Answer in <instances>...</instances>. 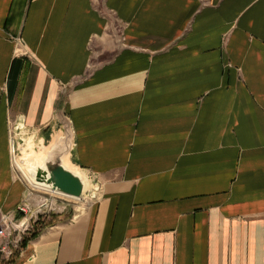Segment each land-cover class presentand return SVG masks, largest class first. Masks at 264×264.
<instances>
[{"label":"crops","instance_id":"0c3cea01","mask_svg":"<svg viewBox=\"0 0 264 264\" xmlns=\"http://www.w3.org/2000/svg\"><path fill=\"white\" fill-rule=\"evenodd\" d=\"M67 126L98 197L2 264H264V0H0V225Z\"/></svg>","mask_w":264,"mask_h":264},{"label":"rangeland","instance_id":"374dc122","mask_svg":"<svg viewBox=\"0 0 264 264\" xmlns=\"http://www.w3.org/2000/svg\"><path fill=\"white\" fill-rule=\"evenodd\" d=\"M59 155L61 154L58 152L57 157ZM17 158V164H20L19 157ZM17 166L18 165L15 164V171L25 182L28 190L27 197L21 206L26 212L18 210L16 216L7 220L8 226L12 232L9 238V243L12 245L19 244L21 248L23 238H29L34 231L48 226L49 224L71 221L76 216L80 215L98 197L99 189L95 185L92 176L83 174L86 178L85 192L80 200H74L34 188ZM19 234L22 239H20L18 243Z\"/></svg>","mask_w":264,"mask_h":264},{"label":"water","instance_id":"95a60500","mask_svg":"<svg viewBox=\"0 0 264 264\" xmlns=\"http://www.w3.org/2000/svg\"><path fill=\"white\" fill-rule=\"evenodd\" d=\"M64 131H65L64 137L62 138V142L60 145L58 144L55 147L43 152L42 151L37 153L32 152L31 154L27 155L24 159L21 160H20V154H18V156L14 157V163L17 164V160H18L17 157H19L20 164L24 166V168L27 171L30 165L29 163L34 162L35 158L38 155L42 153L44 154V156L47 155L48 156L46 159L47 169L51 173V179L53 178L52 181L54 182V187L70 196L80 199L85 192L86 178L80 170L74 169L68 163L66 156L70 151V147H71V143H70L71 130L69 126H67ZM58 152L61 155L57 157ZM63 161L65 164H67L70 167L71 170H73V172L77 171L81 173L82 179L84 181L83 184L81 183L80 179L74 176V174H72L69 171H66L63 168L62 166ZM28 175H30V177H34L35 174L34 172L29 171Z\"/></svg>","mask_w":264,"mask_h":264},{"label":"bare ground","instance_id":"6f19581e","mask_svg":"<svg viewBox=\"0 0 264 264\" xmlns=\"http://www.w3.org/2000/svg\"><path fill=\"white\" fill-rule=\"evenodd\" d=\"M32 144V142H31ZM27 145V144H26ZM30 146V145H29ZM28 147V146H27ZM33 150V148H32ZM31 152V151H29ZM47 155L44 156V154H40L38 155L34 162L29 163V167L28 170L26 171V169L24 168V166H22L21 164H16L18 165L17 167L20 169V171L23 172V174L25 175V177L29 180L30 184L38 189V190H42L46 193H50L53 195H57V196H62V197H66V198H70V199H74V200H80L78 198H75L73 196H70L64 192H62L61 190L57 189L54 187V182L52 181L53 178L51 179V173L50 171L47 169ZM62 166L66 171L71 172L72 174H74V176H76L78 179H80L81 183L83 184L84 181L82 179V175L80 172H73V170L70 169V167L64 163V161L62 162ZM34 172V177H30V175H28V172ZM86 189V187H85Z\"/></svg>","mask_w":264,"mask_h":264},{"label":"built area","instance_id":"2783aa9c","mask_svg":"<svg viewBox=\"0 0 264 264\" xmlns=\"http://www.w3.org/2000/svg\"><path fill=\"white\" fill-rule=\"evenodd\" d=\"M20 211L26 212L23 207H20ZM16 231V230H15ZM12 232L8 226V221L6 219L3 220L2 224L0 225V264L5 261H10L13 258L14 253L20 251L19 244H10L9 238L11 237ZM20 239H22L21 235L19 234V243ZM4 255V256H2Z\"/></svg>","mask_w":264,"mask_h":264},{"label":"trees","instance_id":"16d2710c","mask_svg":"<svg viewBox=\"0 0 264 264\" xmlns=\"http://www.w3.org/2000/svg\"><path fill=\"white\" fill-rule=\"evenodd\" d=\"M49 225H51V224H49ZM38 231H39V229H38L37 231H34V232L31 234L30 237H35V236L37 235ZM27 241H28V238H23V240H22V242H21V247H22V248L25 247ZM17 253H18L17 251L14 253L13 258L16 257L15 255H16Z\"/></svg>","mask_w":264,"mask_h":264}]
</instances>
